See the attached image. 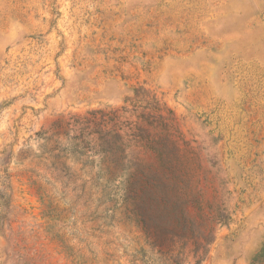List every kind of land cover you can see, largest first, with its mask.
<instances>
[{
    "label": "rangeland",
    "instance_id": "374dc122",
    "mask_svg": "<svg viewBox=\"0 0 264 264\" xmlns=\"http://www.w3.org/2000/svg\"><path fill=\"white\" fill-rule=\"evenodd\" d=\"M0 264H264V0H0Z\"/></svg>",
    "mask_w": 264,
    "mask_h": 264
},
{
    "label": "trees",
    "instance_id": "16d2710c",
    "mask_svg": "<svg viewBox=\"0 0 264 264\" xmlns=\"http://www.w3.org/2000/svg\"><path fill=\"white\" fill-rule=\"evenodd\" d=\"M97 113H101V114H102L101 111H94V112H92L91 114H97Z\"/></svg>",
    "mask_w": 264,
    "mask_h": 264
}]
</instances>
